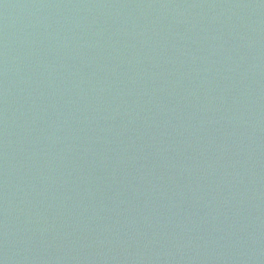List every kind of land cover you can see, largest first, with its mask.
I'll use <instances>...</instances> for the list:
<instances>
[{"label":"water","instance_id":"1","mask_svg":"<svg viewBox=\"0 0 264 264\" xmlns=\"http://www.w3.org/2000/svg\"><path fill=\"white\" fill-rule=\"evenodd\" d=\"M0 264H264V0H0Z\"/></svg>","mask_w":264,"mask_h":264}]
</instances>
